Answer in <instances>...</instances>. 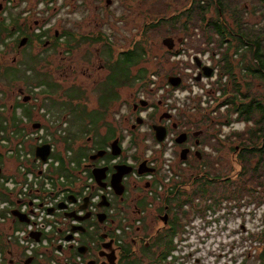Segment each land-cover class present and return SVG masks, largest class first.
<instances>
[{
  "label": "flooded vegetation",
  "instance_id": "obj_1",
  "mask_svg": "<svg viewBox=\"0 0 264 264\" xmlns=\"http://www.w3.org/2000/svg\"><path fill=\"white\" fill-rule=\"evenodd\" d=\"M16 1L0 0V81L8 73L11 78H17L11 83L17 84L26 64L43 56L48 60L49 55H67L64 64L56 66L55 63V68L68 71L69 76L64 78L70 81H54L49 90H46L49 86L46 81L35 87L45 88L41 94L48 100L47 109L45 104L33 105L38 101L36 93L34 97L25 96L20 90L15 111H19L20 121L16 124L21 129L42 128L59 141L68 131L82 137L73 146L81 148L86 156L73 171L75 163L67 160L69 152L64 153V145L57 142L61 148L56 146L55 154L61 153L71 175L68 178L60 175L68 193L52 210L55 220L64 229L68 228L70 234L66 237L72 238L78 232L79 247H84V253L77 252L79 247L76 252L83 263L175 264L176 260L168 259L173 254L179 258L183 253L180 258L184 261L192 256L191 250L208 247L216 237L228 240L229 235L239 234L242 245L249 240L252 246L237 257V264H263L259 250L264 251V227L261 221L258 223L257 216L264 213L261 192L264 157L260 153L264 138L258 141L253 163L244 160V154L238 157L245 149H251L239 141L252 126L251 122L239 121L243 124L242 133L221 136L203 110L188 104L177 109L171 105L167 109L163 99L185 83L176 63L172 64L176 67L175 71L171 69L173 76L167 75L166 80L163 77L159 81L154 76L151 81L131 79L140 67L149 68L142 65L144 61L130 62L128 52H135L134 45L140 42L145 47L148 32L144 30L149 31L150 25L156 22L147 24L143 38L141 34H134L136 42L133 35L127 40V47L115 44L113 48L115 34L101 33V16L98 20L95 16L98 12L102 14V3L107 7L112 4L111 0L109 4L108 0H92L95 17L88 16L87 22L86 5L81 2L75 6L81 17H64L57 23L51 19H42L45 22L39 23L32 8L24 7L29 0ZM86 26L90 29L86 30ZM172 40L171 50L164 46L170 55L180 51L177 47L182 39ZM75 55L78 59H73ZM22 57L25 62L21 61ZM44 74L51 79L49 70ZM169 77L181 78L180 84L172 87ZM61 86L66 89L61 90ZM133 87L141 96L132 100L130 111L124 114L118 111L125 106L120 104V90ZM2 92L0 88L1 95ZM58 93L66 97L62 102L68 101L67 108L61 109L64 104L56 97ZM8 100L7 94L3 96V102ZM37 107L39 111L35 114ZM25 109L30 116L22 115ZM71 114L76 116L71 119ZM233 139L237 144L231 150L237 159L218 164L212 149L214 143H221V148L229 151L228 144ZM59 164L52 168L57 175L55 170ZM233 165L238 170L233 171ZM94 169L98 183L92 173ZM93 199L97 201L93 203ZM86 215L84 220L79 219ZM248 225L253 226V231ZM73 227H83L84 231L72 230ZM199 263L195 259L193 264Z\"/></svg>",
  "mask_w": 264,
  "mask_h": 264
},
{
  "label": "built area",
  "instance_id": "obj_2",
  "mask_svg": "<svg viewBox=\"0 0 264 264\" xmlns=\"http://www.w3.org/2000/svg\"><path fill=\"white\" fill-rule=\"evenodd\" d=\"M196 60L200 62V67L212 70L209 77L201 74ZM170 61L177 65L184 61L187 65L184 69L187 79L183 87L171 88V93L163 99L167 109L171 105L177 109L188 104L205 113L209 111L211 115L225 112L227 106L222 102L220 88L226 83V76L219 80V53L210 54L206 51L187 56L180 49L172 53ZM199 75L201 79L196 81ZM241 126L242 122L233 120L229 124L223 123L221 131L228 134L238 131ZM4 132H0V198L5 195L7 200L0 199V264L24 263L27 258H32L30 264H84L76 252L80 246L78 232L67 240L66 236L70 234L68 228L64 229V225L57 222L54 214L49 212L68 193L64 190V178L52 171L59 163L52 156L58 143L42 128L28 130L22 127L21 134L14 130H10L8 135ZM43 144L50 145V155L44 163L34 155L35 148ZM5 162L15 166L12 174H5ZM96 201L92 200L93 203ZM13 210L25 215L27 223L19 222L11 214ZM34 233L40 234L37 241L30 237ZM1 242L8 246L6 256L1 250ZM249 246H252L249 240L242 245L239 234L229 235L228 240L220 236L206 248L191 250L196 255L190 257V262L181 260L183 253L179 254V258L173 254L168 259L170 262L176 260L175 264H193L195 259L200 260L199 264H237V257L249 251Z\"/></svg>",
  "mask_w": 264,
  "mask_h": 264
},
{
  "label": "rangeland",
  "instance_id": "obj_3",
  "mask_svg": "<svg viewBox=\"0 0 264 264\" xmlns=\"http://www.w3.org/2000/svg\"><path fill=\"white\" fill-rule=\"evenodd\" d=\"M18 1V0H17ZM16 1V2H17ZM236 4L239 2V7L241 9H244L243 11V18L245 21L249 24L254 23H260V18L256 15H254L251 1L252 0H233ZM81 2L85 3L86 5V22L88 21V16L93 17V4L92 0H29V2L25 3V8H28L29 10L33 11V15L35 19L41 22L42 19L49 20L51 19V22L57 23L58 21H62V18L66 17L67 19H73V18H79L81 17L80 10L78 8H75V6H80ZM112 4L110 6L105 7L104 2L101 5V11L98 12L96 19L98 20L101 16V27L100 32L105 33L108 36H111V33L115 34V40L116 42H113V48H116L115 44L121 45L123 47L126 46L127 40L132 38L134 34H143L144 28H147V24L150 22H160V30L159 31H153L151 33L149 31L146 33V38L144 39L145 42V48L147 50V56L145 58V61L142 65L148 66L149 68V77L145 78V80L151 81L153 80L151 76L157 77V79L162 80L164 77V80H166V76H173L172 70L175 71V68L172 64H175L170 61V56L166 55V49L161 44V41L164 38L171 37L177 39L178 37H181V44L177 47V49L184 50L185 54L188 56L192 53H198V52H206L209 53L213 51V49H217L215 43L207 45L205 42L206 38H204L205 32L204 28L201 25L194 24L192 22V19L190 24L188 25L187 32H178L180 30V26L184 21L186 20V17L184 13H186V10L189 7V3L185 2L184 0H145L141 2V0H111ZM87 5H89V9H87ZM23 6V5H22ZM22 8V7H21ZM14 12V10H13ZM12 12V13H13ZM183 12V14H182ZM27 14L23 15L26 16ZM178 15L180 16V24L175 25L173 23L172 17ZM94 16V17H95ZM216 18V13L214 9H211L209 13L206 14V19ZM159 19H164V21H158ZM225 19L227 21L234 25L233 20L231 18V15H226ZM248 24V25H249ZM146 25V26H145ZM65 28L68 27V25H64ZM86 30H89L88 26L85 27ZM167 31H175V34L172 35H164ZM137 37L134 35V42H136ZM215 44V45H214ZM127 47V46H126ZM121 49V48H120ZM48 50V49H47ZM216 52V51H214ZM220 53V52H219ZM91 54V53H90ZM78 55V53H77ZM75 55L73 59H78V56ZM65 55L62 53L61 55H57L54 57V55H49L48 60L45 56L42 58H38L36 61L30 62V64H26V67H22L21 71V82H18L17 84L11 83L14 81V79L17 78H11L9 74H5V76L0 81V88L2 92V95L0 94V108L3 107V110H0V117L3 120V124L6 126L5 134H9L10 130H14L16 133L21 134L22 129L19 128L16 124V121H14L12 118L13 116L18 118V110L15 111V106L17 105V102H20L19 97V91L21 90L23 92V95H29L34 97L35 93L37 94L38 101L35 100L33 103L34 106H37L40 104H45L46 109L48 105V100L46 97L41 94L42 91L49 90V87L51 85H54V81L67 83L70 81V78H64L65 75L69 76L68 71L63 70L61 67L55 68L56 66H61L64 64ZM25 57H22L23 62H25L23 59ZM234 59H237L235 57ZM239 60V57H238ZM237 60V61H238ZM235 61V62H237ZM55 63L57 64L55 66ZM189 64V63H188ZM52 66V67H51ZM54 66V67H53ZM161 67V72L158 71V67ZM27 67H31V69H27ZM187 67V65L184 63V61H180L177 65V69L180 71V73L184 76L185 80L187 79V76L184 74V69ZM48 70L51 72V79L46 76ZM50 77V76H49ZM46 81V83L49 85L47 86L46 90L45 88L36 89L37 84L40 82ZM36 89V90H35ZM66 89L61 86V90ZM141 90V89H140ZM144 90V89H143ZM255 91L262 92L261 85H255ZM88 92V91H87ZM6 94L9 96L10 100L3 102V96L5 97ZM90 95V94H89ZM141 96V94L136 92V87H133L132 90L129 89H122L120 90V99L122 103L125 104V106H121L118 108V111H122L124 114L128 113L130 111V104L132 100L135 101ZM56 97L59 99L61 104H64L63 108H67V102H62L63 100L66 101V97L64 95H60L59 93L56 95ZM30 106V105H29ZM31 107V106H30ZM38 107L34 109V113L36 114L38 112ZM189 111V110H188ZM188 114L187 111H185V114ZM207 118L212 119L213 121V129L218 132L219 135L224 136L225 134L221 131V125L223 121H225L224 115L226 114V110L224 113L218 112L215 115H211L209 111H207ZM218 114H222L218 116ZM72 116H76L71 114ZM190 116V115H188ZM193 117H200L195 116ZM233 121V119H232ZM243 126V124H242ZM242 126L238 131H233L231 133L239 134L242 133ZM4 131V129L2 130ZM220 136V137H221ZM222 138V137H221ZM83 142L86 141V138L82 139ZM61 144V143H59ZM56 144L57 148L60 150L61 145ZM237 144V141L234 139L229 142V151L225 148H221L222 144L219 142L214 143L213 145V152L214 157H218L217 163L220 162H227L233 159H237V155L234 156V153L232 152L231 148ZM218 147V148H217ZM234 157V158H233ZM256 155H254L253 158H250L249 161L252 163L254 162ZM5 164V174L9 175L12 174V171L14 170L15 166L11 164ZM237 165H233V171L238 170ZM249 188V184H246V189ZM262 211L264 210V184L262 185ZM247 202V198H246ZM262 213V212H261ZM252 219V218H251ZM258 223L261 221V227H264V213L263 215L257 216ZM248 223H251V221H247ZM249 230L253 231V226L248 225ZM248 236V235H245ZM264 241V239H262ZM242 242V241H241ZM241 246V243L239 244V247ZM263 246V244H262ZM238 247V248H239ZM237 248V249H238ZM259 251H263L261 248ZM193 256L196 254L193 252ZM186 261L190 262V258L186 259ZM185 261V262H186ZM184 263V262H183Z\"/></svg>",
  "mask_w": 264,
  "mask_h": 264
},
{
  "label": "trees",
  "instance_id": "obj_4",
  "mask_svg": "<svg viewBox=\"0 0 264 264\" xmlns=\"http://www.w3.org/2000/svg\"><path fill=\"white\" fill-rule=\"evenodd\" d=\"M251 6L254 15L261 19L260 23H247L243 18L244 9L239 7V2L235 4L233 0H190L189 7L186 13H184L186 20L181 24L178 31L182 33L187 32L191 20L195 19L192 22L200 26L202 25L204 28L205 34L203 35L206 38L205 42L207 45L213 42L218 47L217 49H213V51L220 52L219 80L226 76V83L220 89L222 102L227 106L226 114L224 115L226 117L224 118L225 121L220 123V125L232 122L233 116H235L234 121L251 122L252 126L248 127V130L243 133L244 136L239 138L241 145L245 147L251 146V149H245L244 153L238 154L239 158L244 154V160L247 161L254 157L259 139L264 138V0H252ZM211 9L215 10L216 18L206 19V14ZM226 15H231L234 25L225 19ZM172 19L175 25L181 23L179 20L180 16L178 15L173 16ZM160 25V22L150 25L149 33L155 30L159 31ZM169 34H175V31H168V33L166 31L164 35ZM140 43L134 45L135 52H128L127 58L130 62L140 64L145 61L147 50ZM170 54V52H166L167 58L171 56ZM235 57L237 59H234ZM157 67L158 71L161 72V67ZM147 77H149V69L140 67L135 77L131 79L133 81L137 78L145 80ZM256 84L261 85L262 92L255 91ZM22 115L30 116V112L28 109H25L22 111ZM220 115L222 114H218V116ZM12 119L20 121L15 116ZM0 126H2V130H6V126H3V120H0ZM80 138L82 137L78 138L76 134L68 131L67 136L61 139V141L55 140L64 145V153L67 151L70 153L67 160L70 163H75V168H71V171L79 168L81 159L86 156L81 148L76 149L73 146L76 140ZM243 141L246 143H243ZM260 153L264 157V148ZM52 156L60 162L59 168L55 170L56 173L68 178L71 175L69 173L70 170L66 168V160L62 158L61 153ZM1 162L2 160L0 164ZM261 176L263 179L264 163ZM263 184L264 182L261 183V185ZM0 199L7 200V197L1 195ZM262 237L264 239V233H262ZM7 249L8 246L1 242V250L5 256L9 252ZM259 255L264 264V251Z\"/></svg>",
  "mask_w": 264,
  "mask_h": 264
},
{
  "label": "water",
  "instance_id": "obj_5",
  "mask_svg": "<svg viewBox=\"0 0 264 264\" xmlns=\"http://www.w3.org/2000/svg\"><path fill=\"white\" fill-rule=\"evenodd\" d=\"M110 3V0H108V4ZM172 43H173V40L172 38H165L162 40V45L165 46L168 50H171L172 49ZM196 66L197 67H200V62L198 60H196ZM201 68V74L205 77H209L211 75V72L212 70L207 68V67H200ZM200 76L199 75L198 77H196V81H199L200 79ZM168 82L170 83V85L172 87H177L180 82H181V78L179 77H169L168 78ZM34 129L38 128L37 126H33ZM161 138L159 137L158 140H160ZM34 155H35V158L40 160L41 162H45L47 160V158L49 157L50 155V145L49 144H44L42 146H39V147H36L35 150H34ZM0 173H1V169H0ZM93 173V176L96 180V182L98 183V177H97V174H96V171L95 169L92 171ZM60 207L62 208L63 205L60 204ZM82 209H86V206H82ZM50 213H53V210L50 209L49 210ZM11 214L19 221V222H22V223H27V218L25 217V215L23 214H20L18 213L16 210H13L11 212ZM69 217V216H68ZM87 217L84 216L83 218H79L80 220H84L85 218ZM72 230H76V231H81L83 232L84 231V228L83 227H73ZM39 236L40 234L39 233H34V234H31L30 237L32 239H35L36 241L39 239ZM67 240H70L71 237H66ZM77 252L79 254H83L84 253V247H79L77 249ZM32 262V258H27L25 261H24V264H30Z\"/></svg>",
  "mask_w": 264,
  "mask_h": 264
}]
</instances>
